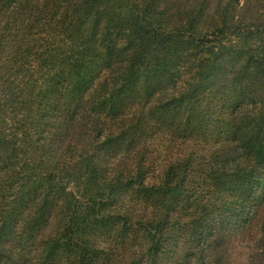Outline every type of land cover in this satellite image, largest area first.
<instances>
[{
	"label": "trees",
	"instance_id": "1",
	"mask_svg": "<svg viewBox=\"0 0 264 264\" xmlns=\"http://www.w3.org/2000/svg\"><path fill=\"white\" fill-rule=\"evenodd\" d=\"M0 264H264V0H0Z\"/></svg>",
	"mask_w": 264,
	"mask_h": 264
},
{
	"label": "rangeland",
	"instance_id": "2",
	"mask_svg": "<svg viewBox=\"0 0 264 264\" xmlns=\"http://www.w3.org/2000/svg\"><path fill=\"white\" fill-rule=\"evenodd\" d=\"M158 141H155L157 143ZM154 154H158V151L155 149ZM160 160V158H159ZM262 222V217L260 215L259 209H252L250 211L248 222L245 226H239L235 224V230H232L231 227H228V223L225 221L223 224V232H222V240H213L212 238L216 237L217 235L214 234L211 236V239H207V244L210 245V249L221 252L222 257H227L230 261L231 260H244L245 257L248 255L250 246L252 245L253 239L259 235V228ZM218 237V236H217ZM140 239L137 238L132 243H126L121 248L123 254L121 257L123 259H131L132 256H135L140 251ZM253 247V246H252ZM209 249V246L207 247ZM209 249V250H210ZM142 252H145L146 247H143ZM209 252V251H207ZM206 261V260H205Z\"/></svg>",
	"mask_w": 264,
	"mask_h": 264
}]
</instances>
